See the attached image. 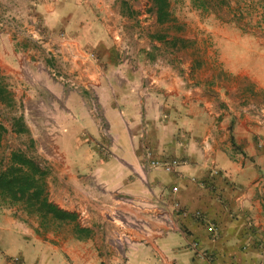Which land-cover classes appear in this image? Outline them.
<instances>
[{"label": "crops", "instance_id": "obj_1", "mask_svg": "<svg viewBox=\"0 0 264 264\" xmlns=\"http://www.w3.org/2000/svg\"><path fill=\"white\" fill-rule=\"evenodd\" d=\"M9 1L64 60L69 83L38 81L42 52L0 32V69L56 108L48 197L76 220L64 239L24 228L0 264H264V23L212 19L169 52L128 37L126 0Z\"/></svg>", "mask_w": 264, "mask_h": 264}, {"label": "rangeland", "instance_id": "obj_2", "mask_svg": "<svg viewBox=\"0 0 264 264\" xmlns=\"http://www.w3.org/2000/svg\"><path fill=\"white\" fill-rule=\"evenodd\" d=\"M7 1L9 0H0V32L9 31L14 36L12 37L14 43H12L13 47L11 48H16L17 50L20 47H24L28 48V50L42 52L39 57L33 60L30 57V63L33 61L36 64L35 67L41 69L39 71V74H41L37 77L38 81L44 82V79L49 78L58 79L64 83L68 82L62 76V63L64 60L61 54L59 52L56 53L54 45L47 44V36L45 40V36L40 37L38 31L40 28L35 29L36 34L33 35L32 28H30L33 23L27 22L26 25L23 21L24 19L20 17L21 14L16 11L2 12L1 6L6 7L8 5ZM170 2L175 23L158 25L155 22L153 13L150 12V7L148 9L146 0H126L128 5L126 8H133L132 12L135 15L133 28L129 26L126 28V32L129 34L128 37L131 38L132 35V37H135L134 40L137 41L146 38L154 41L152 36L156 34L166 36L169 41L173 38H182L183 36L189 37L193 35L196 37L198 24H203L206 21L208 23L212 19L235 20L236 22L248 20L250 23H254L252 26H255L256 23H264V0H170ZM200 2H203L204 5ZM125 13L129 14L127 10H125ZM142 23H145V25H141ZM16 35L23 39L16 41L18 39ZM130 44V42H125L121 47H117V65L121 67L128 66L129 68L134 67L132 63L135 58L134 54L131 53ZM162 46L160 44V47ZM184 46L177 42L175 46L168 45L164 47L169 52H174L182 51L180 48ZM187 49H190V46H187ZM151 50L153 56L159 55L157 48H152ZM29 55L32 56L31 53ZM49 61H52V63H49ZM9 69V75H6V70L0 69V87L4 88L6 92L5 102H0V124L5 128L0 145V160L6 163L12 151H21L37 161L49 174L51 168L50 155H52L49 147V127L56 113V108L48 93L33 91L28 86L34 80L29 72H26L25 67L23 70L21 68L24 77L20 83L26 86L21 87L20 91H18L17 81L13 80L12 71H21L18 70L17 66ZM88 102L90 104V112L94 116H99L93 95L88 94ZM18 119H21L23 125L27 128V133L18 134L13 131L15 121ZM0 216V246L1 244L8 247L15 246L16 234L25 235L24 228L33 231L35 230L34 226L37 224L41 228V233L47 235H52L53 233V236L61 239L66 238L68 226H65L64 223L48 221L47 219L46 222L48 223L40 224V219L37 215H27L19 205L6 204V201L2 199H0ZM25 240L26 242L29 240L27 235Z\"/></svg>", "mask_w": 264, "mask_h": 264}, {"label": "trees", "instance_id": "obj_3", "mask_svg": "<svg viewBox=\"0 0 264 264\" xmlns=\"http://www.w3.org/2000/svg\"><path fill=\"white\" fill-rule=\"evenodd\" d=\"M150 4V12L155 16L158 25L174 24L175 19L171 12L170 0H146ZM204 5L203 2H200ZM204 8V7H201ZM152 39L163 46H175L180 42L182 46L186 40L173 38L170 41L166 36L156 34ZM6 92L0 87V102H5ZM15 133H27V128L21 119L15 121ZM5 133V128L0 124V145ZM48 172L32 157L21 151H12L6 163L0 160V199L6 204L19 205L27 214H35L40 219V224L48 223L46 220L60 223L75 222L76 215L60 209L49 201L46 178Z\"/></svg>", "mask_w": 264, "mask_h": 264}, {"label": "built area", "instance_id": "obj_4", "mask_svg": "<svg viewBox=\"0 0 264 264\" xmlns=\"http://www.w3.org/2000/svg\"><path fill=\"white\" fill-rule=\"evenodd\" d=\"M175 190H176V189H174L173 191H175ZM172 208H173L174 211L180 212V214H182V215H185V214H186V211H185L184 209H182V208L179 206L178 203H174V204L172 205ZM164 219H165V221L169 222V219H168L167 217L164 218ZM208 229L211 231V230H212V226H210Z\"/></svg>", "mask_w": 264, "mask_h": 264}]
</instances>
